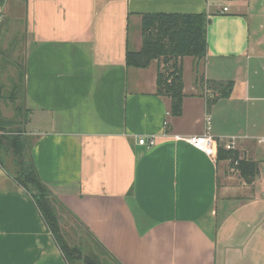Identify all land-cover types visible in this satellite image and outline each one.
Instances as JSON below:
<instances>
[{"label": "crops", "instance_id": "crops-1", "mask_svg": "<svg viewBox=\"0 0 264 264\" xmlns=\"http://www.w3.org/2000/svg\"><path fill=\"white\" fill-rule=\"evenodd\" d=\"M2 4L25 19V132L38 173L61 211L114 264H264V0ZM158 13L210 19L207 55L177 61L178 118L158 93L159 75L173 63L126 65L128 50H142V16ZM206 82L232 89L209 107L219 94ZM206 117L217 141L235 139L239 160L257 165L251 184L237 161L211 159L174 139L204 134ZM3 161L0 264H68Z\"/></svg>", "mask_w": 264, "mask_h": 264}, {"label": "trees", "instance_id": "trees-1", "mask_svg": "<svg viewBox=\"0 0 264 264\" xmlns=\"http://www.w3.org/2000/svg\"><path fill=\"white\" fill-rule=\"evenodd\" d=\"M4 3V0H0ZM210 19L207 15L190 14H146L142 16L141 30L143 46L140 52L127 51V67L145 69L155 60L164 58L167 63H173L170 69L160 73L158 78V93L171 100L170 114L181 117L183 112V66L178 64L179 59L194 57L203 59L208 52L207 27ZM26 78V65L23 66ZM208 90L219 94L217 98L207 99L208 106L214 105L218 98L229 96L232 84L205 83ZM14 92H12V95ZM3 93L0 88V165L6 168L3 155L11 152L16 172L11 174L15 182L22 187L32 198L38 208L46 226L54 237L56 244L63 253L68 264H109L102 262L98 257L84 256L81 249L70 247L63 238L60 222L56 214L55 204L59 200L41 179L36 164L31 155V144L22 123L6 119L1 112ZM24 103L26 100V83L23 87ZM25 105V104H24ZM21 116H25L23 126L27 125L29 110L20 107ZM11 130V131H9ZM218 159H232L238 162L241 176L251 184L258 175V167L247 160H239L236 152L219 149ZM7 169V168H6ZM98 247H102L96 242ZM105 253V252H104Z\"/></svg>", "mask_w": 264, "mask_h": 264}, {"label": "rangeland", "instance_id": "rangeland-1", "mask_svg": "<svg viewBox=\"0 0 264 264\" xmlns=\"http://www.w3.org/2000/svg\"><path fill=\"white\" fill-rule=\"evenodd\" d=\"M19 6L21 8V5ZM15 8L12 15L10 9L6 10L4 5L0 10L3 17V20L0 19V88L3 93L1 112L6 119L13 120L16 124L21 122L22 129L26 130L27 125L23 126L25 116H21L19 110L20 107H25L23 101V87L26 81L23 72L26 39L25 19L23 15L14 18ZM12 92H14L13 95ZM3 157L11 172L15 173L12 153L9 152ZM54 206L63 238L70 247L81 249L84 256L98 257L102 262L114 264L75 219L63 213L56 204ZM77 264L85 263L81 261Z\"/></svg>", "mask_w": 264, "mask_h": 264}, {"label": "built area", "instance_id": "built-area-1", "mask_svg": "<svg viewBox=\"0 0 264 264\" xmlns=\"http://www.w3.org/2000/svg\"><path fill=\"white\" fill-rule=\"evenodd\" d=\"M223 2H229L231 0H222ZM2 3L0 2V10L2 8ZM228 7H223L222 14L228 13ZM2 18V19H1ZM0 19L3 20L2 15L0 14ZM206 131L204 134L200 136H191V137H182V136H175L174 139L178 141H185L189 143L194 149H196L199 153L211 158L215 159L218 155V150L223 149L225 151H233L235 148L236 140L232 139L227 141L226 143H220L216 140V138L211 133V118L206 117ZM259 144H264V139L258 140ZM139 144L142 146H154L155 141L150 140L147 141L146 139H141ZM238 165V162L235 163Z\"/></svg>", "mask_w": 264, "mask_h": 264}]
</instances>
